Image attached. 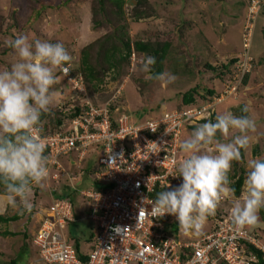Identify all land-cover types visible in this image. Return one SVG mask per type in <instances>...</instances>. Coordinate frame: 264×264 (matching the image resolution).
<instances>
[{"label": "rangeland", "instance_id": "374dc122", "mask_svg": "<svg viewBox=\"0 0 264 264\" xmlns=\"http://www.w3.org/2000/svg\"><path fill=\"white\" fill-rule=\"evenodd\" d=\"M124 1L126 2L125 23L131 40L150 38L168 41L169 48L162 65V72L175 75L176 79L171 84L165 86L159 81L148 79L147 74L139 72L137 69L144 55H135L130 59L129 67H124L123 73L115 80L112 79V74L107 72L100 77L102 83L99 89L84 86L83 92L72 91L70 79L74 76H83L80 67L81 51L109 31L105 25L100 26L96 31L92 28V21L98 17L93 14V10L97 13L94 0H0V70L9 68L16 61L14 51L8 43L18 34L27 35L29 40L40 39L62 43L72 58L69 64L63 66L69 67L71 77L68 79L63 76L61 68L56 69L57 83L53 89L56 94L53 96L50 110L44 114V131L49 134L54 132L64 134L70 122L67 115L74 108H83L88 104L102 107L109 100L119 101L117 104L120 108L119 113L124 112L134 124H141L146 119L157 118L159 113L176 111V108L180 107L182 94L192 88L197 87L199 91L211 89L217 97L223 96L224 91L228 93L227 85L236 72V67L231 61L242 58V38L249 31L248 52L251 65L252 63L255 65L253 68L250 66L253 73L249 72L251 74L246 81L239 85L233 94L229 93L232 97L226 98V102L223 103L224 98L219 97L214 109L217 111L215 117L226 111L240 116L241 108L245 106L250 113L247 116L256 122L255 131L249 134L248 147L241 150L240 161L233 162L229 173L232 183L234 181L232 175L235 172L238 174L242 171L245 179L247 162L256 158L252 156V151L256 150L258 157H264V0H258L259 14L257 7L249 6L251 0ZM137 1H140L139 6L143 13L150 15V18L134 23L129 18L132 14L130 8L137 6ZM249 18L253 21L250 19L247 23ZM223 66H231L233 71L226 72ZM221 102L223 104L220 106ZM60 120L63 124L60 127L61 131H58L57 121ZM191 132L190 129H185L180 142ZM236 134L234 131H230L227 136L218 133L217 138L229 142ZM87 155L89 154L83 156L82 161ZM177 156L179 164L185 158V154L180 151ZM76 159L79 160L78 156ZM52 175V171H49L44 182L33 186L28 197L31 208L22 215L24 219L33 216L36 212L41 215L39 199L42 198L43 208L48 206L50 195L55 193L47 186L48 183L52 184L56 180ZM181 182L179 177L172 188L178 187ZM70 198L74 203V209H77L79 206L77 199L72 196ZM82 205L86 207L87 204L85 202ZM227 205L225 209L229 212L230 203ZM16 214L20 215L17 210ZM212 217L207 219L202 233L210 231L213 226ZM73 218L77 222L70 223L66 228V235L68 234L67 237L70 238L72 233V237L79 238L80 244L83 245L84 228L90 225V229L94 230V225L89 221L77 220L75 216ZM21 226L22 223L17 222L4 228L16 230ZM243 229L247 233L250 232L251 236L264 246V232L259 227ZM167 232L177 241L187 240L189 243L195 242L201 236L185 233L179 225L174 228L168 227ZM30 237L29 235L27 242L28 251L35 255L36 248L31 244ZM9 243L13 245L11 250L7 249ZM0 250L4 253H0V264H9V260L15 264L28 262V253H17L19 248L15 239L5 241L2 238ZM37 263L36 261L35 264Z\"/></svg>", "mask_w": 264, "mask_h": 264}, {"label": "built area", "instance_id": "2783aa9c", "mask_svg": "<svg viewBox=\"0 0 264 264\" xmlns=\"http://www.w3.org/2000/svg\"><path fill=\"white\" fill-rule=\"evenodd\" d=\"M259 4L251 0L249 6L254 5L258 11ZM249 35L248 31L242 38V58L232 78L235 82L227 85L228 93L224 91L221 98L231 96L252 71ZM68 68L62 67L61 73L70 79ZM70 81L73 92L84 91L81 76ZM216 100L201 108L165 112L141 124L119 113L114 100L102 107L88 104L70 120L66 133L40 134L50 172L62 171L60 157L75 154L82 161L90 148L96 149L99 171L94 178L103 188L84 193L91 204L88 219L94 223L87 260L78 258L66 235L67 224L74 222L69 199L52 197L32 238L37 264H253L255 257L247 254L244 243L255 246L264 259V246L234 226L228 214L213 216L208 234L184 243L166 232L167 225L176 221L173 216L151 213L154 190L172 188L179 178L177 155L183 130L207 117ZM110 159L116 163H109ZM53 175L56 179L57 174Z\"/></svg>", "mask_w": 264, "mask_h": 264}, {"label": "clouds", "instance_id": "9594fccd", "mask_svg": "<svg viewBox=\"0 0 264 264\" xmlns=\"http://www.w3.org/2000/svg\"><path fill=\"white\" fill-rule=\"evenodd\" d=\"M8 46L13 49L16 61L0 70V199L5 209L23 215L30 211L28 197L33 186L44 182L49 174V158L44 154L40 135L41 117L50 110L56 94L53 91L56 69L69 64L72 58L62 43L29 40L25 34L10 39ZM155 63V57L145 54L137 70L165 86L175 81V75L169 72L153 75ZM201 121L179 144V150L185 154L176 168L182 182L178 187L157 193L151 201L152 215L173 216L183 232L201 235L207 219L215 215L222 201L228 200L229 212H224L230 214L234 226L264 227V221L259 219V212L264 209V157L247 162L240 196L235 195L229 178L233 162L240 161L241 150L250 143L249 134L255 131L256 122L231 111L217 115L214 121L200 124ZM230 131L237 133L231 141L217 138L218 133L227 136ZM109 163L116 161L110 159Z\"/></svg>", "mask_w": 264, "mask_h": 264}, {"label": "trees", "instance_id": "16d2710c", "mask_svg": "<svg viewBox=\"0 0 264 264\" xmlns=\"http://www.w3.org/2000/svg\"><path fill=\"white\" fill-rule=\"evenodd\" d=\"M96 1V9L97 13L93 10V14L96 18V20L92 21V28L93 30H98L100 26H106V29H109L108 32H106L103 36L100 38H97L94 42L87 45L83 50L81 51V58H80V67L83 73V84L84 86H88L87 88L94 87L95 89H99L98 87L102 83L100 80V77L104 76L105 73L109 72L112 74V79L115 80L120 74L123 73L122 69L124 67L128 68L130 64V59L133 58L135 55H150L155 57L156 63L153 66V75L156 73L162 72V65L166 57L167 50L169 48L168 41H161L160 39H136L131 40L129 37V34L127 33V25L125 23V6L126 2L124 0H94ZM141 1V0H140ZM140 1H137L138 5L130 8V20L131 22L137 23L148 20L147 18H150V15H146L143 13L142 9L140 8ZM145 2L144 0H142ZM250 4V3H249ZM260 5V4H259ZM260 12V6L258 9V14ZM93 16V17H94ZM92 17V18H93ZM237 60L231 61V64H233L235 67L237 66ZM255 64V62H254ZM252 66L255 67V65ZM224 71L226 72L230 71V73L233 71L231 66L226 67L223 66ZM228 68V69H227ZM253 73V72H251ZM246 74L241 84H243L247 77L251 74ZM70 74V72H69ZM117 75V76H116ZM233 78V75H232ZM151 80V79H150ZM235 80L232 79L230 83H234ZM93 84V86H92ZM202 90V89H201ZM200 90V91H201ZM197 87L190 89L189 91L185 92L181 96L180 100V107L176 108V111H181L183 109H189L192 107H198L201 108L204 105H207L213 101V99L216 97L217 94L213 90H203L200 92ZM119 100V99H118ZM116 106L119 104V101H114ZM96 106V105H95ZM111 109H113L114 104H111ZM245 106L241 108V115H248L250 113L243 112L242 109H244ZM82 108L77 107L74 108L71 113H69L67 116L68 120H71L75 116H77L81 112ZM215 110H209V118L205 119L200 122L204 123L208 120L214 121L215 119ZM124 115L127 116V118L132 122V119L123 112ZM45 118V115L43 114L41 117V132L40 134L47 135V132L44 131V124L43 120ZM63 121H57L58 131H61V126ZM44 128V129H43ZM195 126L191 127L190 130L194 131ZM60 129V130H59ZM184 132H182L183 134ZM44 154L47 156V152L45 151ZM99 156V153H98ZM97 156V157H98ZM252 156L257 157L258 152L256 150L252 151ZM99 171V169H97ZM96 171V172H97ZM95 173V172H94ZM232 179L234 180L231 186L235 190V195L240 196L242 193V187L244 185V173L240 171V173H233ZM95 183L99 184L95 181ZM100 187L95 190H102L103 185L99 184ZM164 190H171L169 189H156L154 190V194L152 197L155 199L157 196V193ZM60 198V197H59ZM61 198H65L64 196ZM230 203L228 200H224L221 202L220 206L217 208L215 216L216 218H219L226 213L224 212L225 206ZM228 206V205H227ZM220 208V209H219ZM259 216L262 221H264V209H261L259 212ZM17 217L12 218H3L0 217V222H6V221H15L17 220ZM212 222V218H211ZM68 225V224H67ZM177 226L176 222H171L167 225L168 227L174 228ZM166 228V232H167ZM213 228L211 226L210 230ZM210 231H207V233ZM168 233V232H167ZM205 235V234H202ZM67 236H69L67 234ZM69 241L73 245L74 250L76 251V254L79 259L85 261L87 260V254H83L80 251L79 247V241L78 238L72 237V233H70ZM93 237V234H90V237H88V240H91ZM244 247L247 250V254H251L255 257V262L253 264H264L263 255L260 253L259 250L255 249L253 246L249 245L248 243H244Z\"/></svg>", "mask_w": 264, "mask_h": 264}, {"label": "crops", "instance_id": "0c3cea01", "mask_svg": "<svg viewBox=\"0 0 264 264\" xmlns=\"http://www.w3.org/2000/svg\"><path fill=\"white\" fill-rule=\"evenodd\" d=\"M222 104H220V106ZM95 150L96 149L90 148L88 152L89 155H87L85 160L82 162L76 159L75 154L60 157L59 163L61 165L62 171L52 170L53 171L52 174L56 173L57 178L56 180L53 181L52 184L50 183L51 185L49 183L47 184V186L52 188L55 192L53 194V198L54 197L61 198L64 196L65 198L69 199L71 206H72L73 217L75 216L77 220L89 221L91 223L93 222L88 219V216L91 213V204L89 200L86 198V196L84 195V193L98 189L100 187L99 184L95 183L96 180L94 178V172H96L97 169H99L97 167L98 152ZM71 196L75 197L78 201L77 205L79 206H77V209H74V203H72V200L70 198ZM49 198H50L48 200L49 204L46 208H43L42 198L39 199L38 201L39 203L41 202L39 205L41 215L40 213L38 214L36 212L34 213L33 216H30L28 218L26 217L25 219L22 215L16 214V210L11 209V208L5 209L4 202L2 199H0V217L12 218V217H16L17 215L19 216L18 219L15 221L0 222V240L2 238L5 241L15 239L16 243H18V248H19V251L17 253L26 252L29 255L27 264H35L37 261V250L35 251V255H33L31 251L30 252L28 251V245H27L28 236L29 235L31 236L30 238H31V244H32V238L36 234L37 229L40 225V222L44 216V213L46 212L47 208L49 207L51 203L52 196L50 195ZM85 202L87 204L85 205L86 207L82 205V203H85ZM259 219H260V216H259ZM74 221L77 222L75 219ZM17 222L18 223L21 222L22 226L16 230H8L7 228H4V227H7V225L17 223ZM68 226H70V224H68L67 227ZM259 228L261 231L264 232V227H262V229L261 227ZM93 231L94 230L90 229V225H87V227L84 228L83 230L84 232L83 243L84 244L83 245L80 244V239L78 238L80 251L83 254H87L89 250L91 249L90 246H91L92 239L88 240V237H90V234H93ZM9 244L10 246L8 245L7 249L11 250L13 245L11 243ZM2 251L3 250H0V253L4 254L2 253ZM9 264H15V263L9 260Z\"/></svg>", "mask_w": 264, "mask_h": 264}]
</instances>
